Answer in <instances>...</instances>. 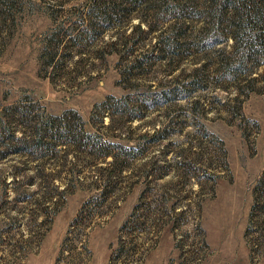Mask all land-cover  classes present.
Instances as JSON below:
<instances>
[{"label": "rangeland", "instance_id": "1", "mask_svg": "<svg viewBox=\"0 0 264 264\" xmlns=\"http://www.w3.org/2000/svg\"><path fill=\"white\" fill-rule=\"evenodd\" d=\"M91 1L0 0V264H264V64L211 45L210 0H156L153 31L103 54L133 28L76 42ZM101 141L128 149L107 186Z\"/></svg>", "mask_w": 264, "mask_h": 264}, {"label": "trees", "instance_id": "2", "mask_svg": "<svg viewBox=\"0 0 264 264\" xmlns=\"http://www.w3.org/2000/svg\"><path fill=\"white\" fill-rule=\"evenodd\" d=\"M155 1L156 0H92L90 2V7H88L87 10V16L89 18L87 19L82 17L81 20L76 23V27L74 28L75 31H73V33H69L68 36L73 37V40L77 42L80 37L93 39L98 36H102L105 32L118 29L122 25L125 27L124 29H126V26L124 25H128L129 27L131 26L133 28L132 32L127 35L125 42H122L121 38L119 39L117 36L115 38L111 36L103 49H101L103 54L120 53V45L127 44V41L134 37L136 32L148 35L151 31H153L154 26L153 23H151L152 19L148 18L153 16V21H158L160 18L157 12L158 9L155 6ZM171 1L174 3V6L172 7L173 14L178 13L176 15H180V17L193 14L191 10L193 11L196 3L200 2V0ZM209 3L208 7L210 5H215L220 12L219 17L215 19L216 21L214 20L215 23H218L220 28L214 33L215 35L214 39L211 41V45L231 41L230 55L236 59L235 64H240L237 71L244 68L245 65L249 64V62L260 66L263 65L264 0H210ZM139 8L146 9V17L137 15ZM135 17L139 18V22L138 24L133 25L132 21ZM162 42L165 43V41ZM68 45L69 44L66 43L63 46L67 49ZM51 63H53V59L49 60V64ZM52 66L55 68L56 63L54 62ZM106 104V102H103L98 105L97 112L93 116L94 119L95 117H98L101 122H104L105 116H111L107 115L109 109L106 107ZM131 118L133 119L134 117L131 116ZM67 124H71L68 120L67 114L62 116H50L49 122H47V125L53 126H65ZM38 133L39 132L34 135L36 138L35 143L42 141L44 137V135ZM10 135L13 139H15V141L24 144V146L30 143L25 133L19 137L16 135L15 131H10ZM85 138L89 143L90 140H95V135L92 136L87 134ZM32 142H34V140H32ZM96 144L99 145L96 146ZM96 144L91 148L99 152L96 156H100L102 161L101 163H97V167L100 171V176L102 175L105 185L107 186L111 177V172H116L117 168L121 170L120 162L122 155L118 154V151H114L113 147L122 151L124 150L125 152H127L128 149L122 145L106 141H101L100 143L96 142ZM9 146L12 147L11 144ZM11 147L8 152H16L15 149H12ZM110 157L112 160L108 161V158ZM254 194L255 202L252 210V217L256 212L264 216V172L255 187ZM87 206L88 204L84 206L82 213H80V215L76 218L75 223H77L83 216V212ZM136 212L137 210L134 211L132 216H134Z\"/></svg>", "mask_w": 264, "mask_h": 264}]
</instances>
